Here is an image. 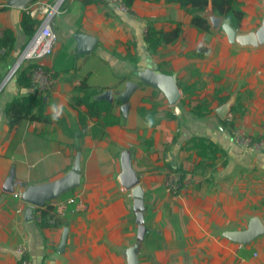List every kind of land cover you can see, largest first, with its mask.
Wrapping results in <instances>:
<instances>
[{"label":"crops","instance_id":"0c3cea01","mask_svg":"<svg viewBox=\"0 0 264 264\" xmlns=\"http://www.w3.org/2000/svg\"><path fill=\"white\" fill-rule=\"evenodd\" d=\"M38 1L45 0H32L28 6ZM241 1L245 16L236 30L257 29L264 19V0ZM27 7L0 0V32L10 28L16 35L13 50L7 55L0 51V264H17L16 247L22 241L35 264H129L126 250L136 241L138 225L132 191L119 179L126 151L145 193L147 232L139 264H264V233L246 244L226 235L247 229L254 217L264 226V148H243L231 133L240 126L264 137V45L238 46L221 24L214 28L210 22L211 32L199 31L177 2L134 0L133 11L123 12L113 3L66 0L53 24L57 47L45 60L57 75L46 112H59L75 133H67L56 121L26 119L11 127L6 103L32 90L19 85L15 75L8 77L29 40L21 28ZM209 8L207 16L216 14ZM148 19L164 29L182 22L183 32L150 54L144 40ZM91 43L88 52L80 49ZM201 44L209 46L208 55H191ZM129 52L139 55L137 64L122 57ZM139 66L174 74L179 83L200 81L199 89L171 105L159 89L141 83L126 110L114 101L120 124L107 127L102 139L88 133L81 140L79 111L85 108L73 105L75 85L86 80L98 89L122 91L137 79ZM202 98L211 101V111L198 117L191 108ZM238 103L243 113L232 110ZM154 105L178 117L149 126L139 109ZM225 105L222 116L218 109ZM193 136L208 137L225 150L215 171L198 166L200 156L187 147ZM79 152L81 182L74 191L87 202V210L60 218L57 226L28 218L29 206L11 197L10 178L32 185L56 181L71 169ZM170 167L186 170L193 179L177 194L164 187Z\"/></svg>","mask_w":264,"mask_h":264},{"label":"trees","instance_id":"16d2710c","mask_svg":"<svg viewBox=\"0 0 264 264\" xmlns=\"http://www.w3.org/2000/svg\"><path fill=\"white\" fill-rule=\"evenodd\" d=\"M101 0H86V2H100ZM168 2H177L185 10L189 17V24L196 27L202 32H211V23L208 17L205 15V11L209 6L212 7L213 12L221 15L223 19L228 22L233 28L237 29L241 26L243 18L245 16V10L243 8V2L241 0H167ZM134 0H125V3L129 7L128 12H132ZM8 7L4 5L3 8ZM38 20L32 17L26 11L23 13L21 20V28L23 32L29 37L36 31ZM156 19H148L147 27L144 34V40L146 42L147 50L150 54L157 52L160 46L165 44H171L177 41L183 32L184 23L178 22L174 27L169 29H164L158 27L156 24ZM28 42V41H27ZM16 43V35L14 31L10 28H6L0 32V51L4 50L5 55L9 54ZM26 45V44H25ZM209 53V46L207 44H201L195 48L191 53L193 56L205 57ZM119 55V54H117ZM121 56V55H119ZM125 59L131 61L134 64L139 62V55L137 53L129 52L125 56ZM33 64H27L19 68L16 73V80L21 86L30 87L32 90L27 94H22L13 97L8 101L4 108L5 117L11 127L19 124L23 120H36L44 122H61L64 125V129L69 134H74L75 131L68 126L67 122L62 117H54L55 114H49L46 112L47 101L44 100L41 92L37 90L32 83L31 79V68ZM184 97L181 99L182 102L185 101L186 97L195 93L199 89L200 81L187 82L180 81L179 83ZM75 90L77 94L73 95L72 102L76 107L84 106V110L79 111V121L82 125H86L91 119H94V123L91 125L88 133L94 139H102L107 134V127L120 124L122 122L121 114L116 113L114 110V102L106 99H98L95 96L102 92V89L92 87L87 83L86 80L81 81V83L75 85ZM220 98V101H223ZM211 101L208 98H202L198 100L193 107L191 112L198 116L203 117L210 113ZM242 107L240 103L235 104L232 110L237 111ZM241 113L244 109H240ZM142 117L148 122L149 126H155L161 120L165 118H177L178 115L166 109L163 113L154 105L151 108L140 107L139 109ZM226 122V120H225ZM230 124H234L230 121ZM85 131H78L77 136L82 140L86 134ZM187 147L189 149L195 150L197 155L200 156L201 160L198 163L199 167L208 168L215 171L217 168L216 160L217 158L224 154L225 150L219 146L212 139L205 136H193L189 139ZM224 161L223 163H225ZM171 168V167H170ZM171 170L178 171L184 178L188 175V172L181 168H176ZM74 191V188L63 193V195H69ZM48 212L43 211V221L40 223L47 225ZM48 226V225H47Z\"/></svg>","mask_w":264,"mask_h":264},{"label":"water","instance_id":"95a60500","mask_svg":"<svg viewBox=\"0 0 264 264\" xmlns=\"http://www.w3.org/2000/svg\"><path fill=\"white\" fill-rule=\"evenodd\" d=\"M32 0H7L8 5L27 7ZM212 11V8H209ZM206 15V14H205ZM207 16V15H206ZM210 22L214 28H218L221 24L222 28L228 35L229 40L241 47L245 46H260L264 45V19L260 26L248 32H239L233 28L229 23L223 22V18L220 15L209 14ZM92 39L91 42H94ZM92 47H80V49L88 52ZM137 79L129 80L126 87L122 91H114L112 88L104 89L95 97L98 99H106L111 102L115 100L123 103V109L126 110L128 102L133 92L141 85V83L150 85L156 89H159L167 98L171 105H176L182 99V90L179 87V82L174 74L166 73L158 69H153L145 66H139L137 69ZM227 105L218 109V112L224 116L227 113ZM122 171L119 179L124 187L131 189L134 198L133 208L136 214L137 222V236L135 243L126 250V257L129 264H139L138 253L141 249L142 242L147 232V226L145 224V193L139 183V174L132 166V155L126 151L122 158ZM81 153L77 154L74 164L71 169L60 179L51 181L45 184L32 185L29 184L23 193V199L34 205H43L47 200L57 198L63 193L77 187L81 182ZM11 187L13 191L14 177L10 178ZM34 209L28 207L26 215L28 218H32ZM264 233V226L261 220L254 217L245 230L229 231L226 235L229 239L241 244H246L259 235ZM65 245V239L62 242V247Z\"/></svg>","mask_w":264,"mask_h":264},{"label":"built area","instance_id":"2783aa9c","mask_svg":"<svg viewBox=\"0 0 264 264\" xmlns=\"http://www.w3.org/2000/svg\"><path fill=\"white\" fill-rule=\"evenodd\" d=\"M66 0H45L38 1L26 8V12L38 20L36 31L30 37L22 52L9 72L13 76L16 71L27 64H33L31 68V79L33 86L39 90L47 102L50 99L52 89L57 82L56 71L53 66L47 64L45 60L50 58L58 44V34L53 28L55 16L62 10ZM102 2L113 3L123 12H128L129 7L125 0H101ZM1 52H4L1 49ZM90 122L83 126V131L89 132ZM234 142L246 149L261 150L264 148V137L253 136L243 127L234 126L231 130ZM193 179L188 174L182 177L178 171L170 170L167 172L164 180L165 190L172 194L179 193L187 188ZM28 182L23 179L14 180V190L11 197L18 201L26 203L34 209L33 216L37 222L43 221V211L48 212L47 225L57 226L59 219L68 215L87 210L88 204L81 199L78 192L73 191L69 195H60L57 198L47 200L43 205H34L23 199V193L28 186ZM20 211V209H19ZM17 264H35L29 256L26 243L22 241L16 247Z\"/></svg>","mask_w":264,"mask_h":264},{"label":"clouds","instance_id":"9594fccd","mask_svg":"<svg viewBox=\"0 0 264 264\" xmlns=\"http://www.w3.org/2000/svg\"><path fill=\"white\" fill-rule=\"evenodd\" d=\"M60 115V113L59 112H57L56 113V116L54 117V119L56 118V117H58Z\"/></svg>","mask_w":264,"mask_h":264}]
</instances>
